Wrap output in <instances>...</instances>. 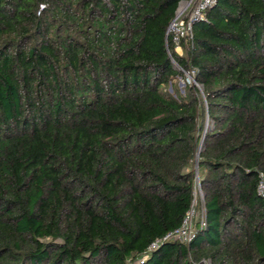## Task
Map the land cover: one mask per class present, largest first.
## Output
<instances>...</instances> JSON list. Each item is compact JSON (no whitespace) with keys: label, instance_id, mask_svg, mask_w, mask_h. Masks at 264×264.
<instances>
[{"label":"trees","instance_id":"trees-1","mask_svg":"<svg viewBox=\"0 0 264 264\" xmlns=\"http://www.w3.org/2000/svg\"><path fill=\"white\" fill-rule=\"evenodd\" d=\"M181 1L0 0V264H264V0Z\"/></svg>","mask_w":264,"mask_h":264},{"label":"built area","instance_id":"built-area-1","mask_svg":"<svg viewBox=\"0 0 264 264\" xmlns=\"http://www.w3.org/2000/svg\"><path fill=\"white\" fill-rule=\"evenodd\" d=\"M218 0H182L179 4L176 16L170 22L167 35L171 36L174 43L175 49L178 53L179 48L184 50V44H187L193 35L194 24L201 21L206 16V11L211 8ZM188 74H193L194 71H186ZM195 81V79H194ZM208 123V122H207ZM208 125V124H207ZM208 127V126H207ZM200 192V198L198 199V193ZM258 192L264 198V173H260L258 182ZM195 200L194 203L184 218L182 225L173 231L169 232L165 237L166 239H180L185 242H190L195 235V222L194 218L198 215L199 211L197 209L200 203L201 210V225L204 227L206 225V218L204 213V198L201 193L200 186L195 189ZM155 243L154 245H156Z\"/></svg>","mask_w":264,"mask_h":264},{"label":"rangeland","instance_id":"rangeland-1","mask_svg":"<svg viewBox=\"0 0 264 264\" xmlns=\"http://www.w3.org/2000/svg\"><path fill=\"white\" fill-rule=\"evenodd\" d=\"M179 52H182L184 53V50H182L181 48L178 49ZM176 65V68L179 69V67ZM194 75L193 74H188L185 72V76L182 77V76H177V77H174V79H172L168 85L164 88V90L170 94V95H173L174 97H177V96H186L187 93H188V88L191 84H193L195 81H194ZM198 87L202 88L201 84H197ZM208 123H206V127L210 126V120L208 119L207 120ZM208 124V125H207ZM198 199L200 198V192L198 193Z\"/></svg>","mask_w":264,"mask_h":264},{"label":"water","instance_id":"water-1","mask_svg":"<svg viewBox=\"0 0 264 264\" xmlns=\"http://www.w3.org/2000/svg\"><path fill=\"white\" fill-rule=\"evenodd\" d=\"M202 144V143H201ZM200 152V151H199Z\"/></svg>","mask_w":264,"mask_h":264}]
</instances>
